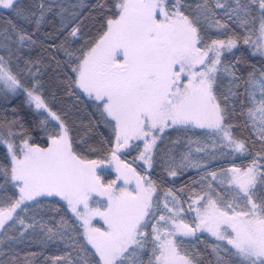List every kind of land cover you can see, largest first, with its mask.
Wrapping results in <instances>:
<instances>
[{"label": "snow or ice", "instance_id": "1", "mask_svg": "<svg viewBox=\"0 0 264 264\" xmlns=\"http://www.w3.org/2000/svg\"><path fill=\"white\" fill-rule=\"evenodd\" d=\"M0 10L34 23L37 30L54 13L62 18V30L70 27L65 39L83 40L79 12L55 0L31 7L0 0ZM94 11L100 23L95 36L89 33L75 50L63 42L56 46L66 56L63 62L55 56L47 65L24 59L23 48L36 44L33 34L11 22L0 30V100L23 92L35 111L31 121L15 110L11 120L0 118V245L35 239L58 246L63 255L46 256L44 264H206L186 243L207 232L219 242L211 246L215 264H264V67L251 68L240 92L244 61L233 51L242 41L251 55L264 57V0H196L194 5L187 0H97ZM221 14L241 31L221 22ZM211 28L227 39L211 38ZM48 70L71 73L62 83L92 101L99 122L111 130L110 139L101 141L106 149L74 137L65 115L49 105L40 82ZM224 74L231 78L227 92L220 90ZM244 97L252 105L245 127L251 129L252 147L259 145L255 152L248 140L233 135L228 123L235 102L243 106ZM168 129L206 130L202 135L215 137L221 152L246 154L251 162L203 172L193 182L201 191L190 188L183 201L152 178L158 159L172 177L185 168L206 166L192 158L191 147L179 163L161 155L158 142ZM188 144L200 141L189 138ZM81 146L92 154L102 152V158H88ZM125 149L138 151L143 171L121 158ZM210 155L215 159L214 151ZM106 163L116 173L108 181L103 179ZM49 198L63 201L66 210L58 220L45 222L37 210ZM48 210L59 214L61 208L53 203ZM29 255L0 259V264H34L42 253Z\"/></svg>", "mask_w": 264, "mask_h": 264}, {"label": "trees", "instance_id": "2", "mask_svg": "<svg viewBox=\"0 0 264 264\" xmlns=\"http://www.w3.org/2000/svg\"><path fill=\"white\" fill-rule=\"evenodd\" d=\"M40 0H20V3L25 7H31L38 4ZM52 0H45V3H50ZM97 0H55L56 5H63L68 8L69 11H78L79 17L77 18L82 22L83 28V40L79 42L71 41V38L65 39L69 29L62 30V18L61 16L55 15L54 13H49L45 16V19L39 25V29L34 23L24 20L23 18H18L15 14L10 13L8 10H0V30L5 29L9 22L17 25L18 28H23L29 33L33 34V38L36 41V44L31 47V49L25 47L23 48L24 59L39 60L44 65H47L50 59L55 56L56 60L63 62L66 59V56L63 52L57 50V47L61 42L64 43L65 47H70L72 50L79 48L84 40L90 38L89 33L92 36H95L97 30L100 27L98 19L96 17V12L94 7ZM196 0H187L189 4H195ZM73 5L76 7L73 8ZM58 10V9H57ZM221 22H227L230 25L231 29H234L236 32L241 31L237 28L232 21H228L226 18H223L221 14ZM68 20L64 19L63 23H67ZM75 23V22H74ZM209 36L213 39L221 38L227 39L225 35L221 34V30L211 28L208 32ZM254 39V38H253ZM236 57H242L244 63L239 65V75L242 77L240 82L241 86L239 88L240 92L244 91L245 85L243 84V79H247L248 72L253 66L257 69L264 67V57L259 55H251V49L249 46L243 45L242 41L238 49L233 50ZM232 57L227 58L228 62L232 61ZM23 67V65H21ZM53 67H55V61H53ZM66 75H71V73H59L56 71L48 70L40 76V82L43 85L41 91L47 98L49 105L53 108L54 111L64 114L68 123L73 128V135L78 140L80 137H84L88 140L89 146L102 151L107 148L106 144L101 143L102 140H109L111 137V130L104 126L103 123L99 122L98 114L96 113L95 108L93 107L92 101L89 98H86L78 90H71L66 87L65 81ZM230 77L227 74L223 75L221 81V91L227 92L229 87ZM255 91L256 99H260V93L258 89L253 88ZM72 94H69V93ZM244 104L241 105L240 101L235 102V114L229 116L228 123L233 125L232 132L233 135L237 138H243L249 141L248 147L252 152L258 150L259 145L257 144L255 148L251 144V129L245 127V121L247 118L246 110L248 107L252 106L248 103V98L244 97ZM231 109V102L229 104ZM15 110L19 114V118H22L27 121H31L35 115V111L27 105L26 98L24 93L11 95L8 94L7 101L0 100V118L6 117L11 120L13 118L12 113ZM244 112L245 115H241ZM258 123V121H257ZM168 136L165 137L162 141H159L161 155L167 154V156H172L175 158L176 162L179 163L181 156L188 152L189 147L193 149L192 158L196 161H199L201 164L206 167L202 169L195 168H185L181 174H178L175 177L168 176L164 171L167 166L165 163L160 162L158 159L156 167L152 172V178L157 181L160 185V188L163 191L171 188L175 191L176 195L180 196L183 201H187L188 197L191 195L189 189L195 188L196 191L200 192L201 188L198 184L193 183L200 179V175L205 171H216L220 172L221 169H227L232 166H247L251 162V157L246 154H225L231 153L230 149H224L223 152L219 150V146L215 144V137H206L202 133L206 130L195 129L188 133L184 132H175L171 129L166 130ZM199 140L200 144H188V139ZM179 140V144H173V141ZM42 146H45L42 144ZM198 146L204 147V152H196L194 149ZM142 148V145H141ZM2 151V149H0ZM81 151L88 156L90 159H100L101 155L89 153L87 148L81 146ZM215 152V159L211 157V153ZM138 156V151L126 149L123 152L121 158L127 163L132 164L133 167L137 168V171H143L141 165L136 163V157ZM165 156V159H167ZM264 163V161H262ZM115 178V174L111 171H105L103 179L105 181ZM183 189V192L180 190ZM10 194V193H9ZM2 195V193H0ZM56 208H61L59 214L54 211H49L48 209L53 206ZM63 202L55 198L53 202L52 198H49V201L46 202L45 208L41 211L45 222H50L51 218L58 220L60 216L64 215L66 209H64ZM163 204V195L161 192V206ZM185 208L188 207V203L185 202L183 205ZM19 211V210H18ZM29 213L23 215H31ZM68 216H71V213H68ZM191 217L190 214H188ZM39 218V217H38ZM148 231H151L149 228ZM13 233H10V235ZM199 240L194 238H187L188 242L186 247L189 250H197L201 253L202 257L207 262L215 264V255L212 253V245L219 243L215 238L207 234H199ZM10 244L11 242H6ZM150 251V249H149ZM0 252L3 253V256H0V259L5 261L10 260L14 255H18L21 260L26 256L30 257V253H42V255H37L35 258L34 264H44V257L54 256V255H63V252L58 246L55 245H42L32 240L31 242H16L13 246H4L0 245ZM145 260L147 257H144Z\"/></svg>", "mask_w": 264, "mask_h": 264}, {"label": "rangeland", "instance_id": "3", "mask_svg": "<svg viewBox=\"0 0 264 264\" xmlns=\"http://www.w3.org/2000/svg\"><path fill=\"white\" fill-rule=\"evenodd\" d=\"M3 11H5V10H3ZM79 91V90H78ZM80 92V91H79ZM82 95H84L86 98H88L85 94H83L82 92H80ZM9 94H11V95H15V94H12V93H9ZM24 96H25V94H24ZM25 98H26V96H25ZM28 105V104H27ZM28 106H30V105H28ZM33 110H34V106H30ZM126 150V149H125ZM125 150H123V152L125 151ZM136 163L137 164H139V165H141L142 166V168L144 169L146 166H143V162L142 161H139V160H136ZM104 168H105V171H111L112 173H114L115 175H116V173H115V169H114V167L112 166V165H109V164H105V166H104ZM58 199V198H57ZM63 202V201H62ZM64 203V202H63ZM191 216H193L194 215V213H189ZM96 223H99V224H102V221H99L98 219H97V221H95ZM199 234H207V235H209L210 236V234H208L207 232H203V233H197V235H199ZM214 238V237H213Z\"/></svg>", "mask_w": 264, "mask_h": 264}]
</instances>
